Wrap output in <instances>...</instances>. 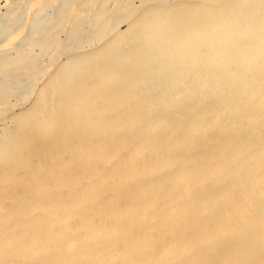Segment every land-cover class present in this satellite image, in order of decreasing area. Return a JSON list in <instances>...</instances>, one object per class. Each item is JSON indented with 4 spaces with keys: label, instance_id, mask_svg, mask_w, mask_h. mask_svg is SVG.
<instances>
[{
    "label": "bare ground",
    "instance_id": "obj_1",
    "mask_svg": "<svg viewBox=\"0 0 264 264\" xmlns=\"http://www.w3.org/2000/svg\"><path fill=\"white\" fill-rule=\"evenodd\" d=\"M0 264H264V0H3Z\"/></svg>",
    "mask_w": 264,
    "mask_h": 264
},
{
    "label": "rangeland",
    "instance_id": "obj_2",
    "mask_svg": "<svg viewBox=\"0 0 264 264\" xmlns=\"http://www.w3.org/2000/svg\"><path fill=\"white\" fill-rule=\"evenodd\" d=\"M4 4L3 0H0V12H3L2 5Z\"/></svg>",
    "mask_w": 264,
    "mask_h": 264
}]
</instances>
